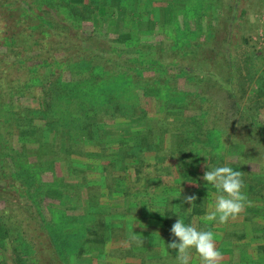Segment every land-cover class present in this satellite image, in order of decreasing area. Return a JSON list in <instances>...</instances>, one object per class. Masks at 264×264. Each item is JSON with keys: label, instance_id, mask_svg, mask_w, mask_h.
<instances>
[{"label": "trees", "instance_id": "obj_1", "mask_svg": "<svg viewBox=\"0 0 264 264\" xmlns=\"http://www.w3.org/2000/svg\"><path fill=\"white\" fill-rule=\"evenodd\" d=\"M76 1L0 0V264H176L180 218L264 261V52L242 0ZM105 16L130 19L116 45ZM219 166L250 201L227 224L205 219Z\"/></svg>", "mask_w": 264, "mask_h": 264}, {"label": "clouds", "instance_id": "obj_2", "mask_svg": "<svg viewBox=\"0 0 264 264\" xmlns=\"http://www.w3.org/2000/svg\"><path fill=\"white\" fill-rule=\"evenodd\" d=\"M202 178L217 190L214 203L205 217L207 221L227 224L250 206L244 191L245 182L241 171L230 166H219L206 171ZM195 200L194 196L185 198V201L193 206ZM171 232L179 239V243L173 240L167 245V248L178 249L176 264H191L193 249L200 264H223L224 256L217 246L216 234L213 231L201 230L194 223L186 225L180 218L173 224ZM132 239H135V236Z\"/></svg>", "mask_w": 264, "mask_h": 264}, {"label": "rangeland", "instance_id": "obj_3", "mask_svg": "<svg viewBox=\"0 0 264 264\" xmlns=\"http://www.w3.org/2000/svg\"><path fill=\"white\" fill-rule=\"evenodd\" d=\"M183 3H184L183 0H174L168 4H173L172 6H174V8L177 11H179L182 8V6H184ZM261 3H262L261 0H242L241 1V8L245 9L247 12H246L245 17L242 19V24L243 25L246 24V27H245V30H242L240 32V34L243 36L245 35V36H248L249 38H251V40H250L251 47L250 48H251V50H252V48H254L255 52L258 55H260V53L264 52V6L262 7ZM78 4H80V3H78ZM146 6H147V4H143V6H141V8L145 9ZM139 8H138V10H139ZM134 9H136V7ZM142 9H140V11H138L139 18H136V20H137V23H140L143 21V23L140 26L143 28H147L151 24L146 23L148 18L146 16L145 12L142 11ZM171 11H172L173 17H175L177 11H175V10H171ZM141 13H143L142 16H141ZM160 13H161V7L157 6L156 10L154 12V16L160 17L159 16ZM238 14H239V12H238ZM160 18H157V19H160ZM104 19H106L109 23L110 27L108 26V28H110V31H108V32H110V34L106 33V30H107L106 29L107 25H106L104 28L105 34L102 36V39H100V43L104 46L116 45V43H117V35L116 34L120 33V30H121L120 24L124 25L130 19L128 17L116 18L117 25H115L114 28H112V23H111V21H113L112 19H109L108 16H105ZM175 19L177 20L178 18L176 17ZM99 24L100 23L97 20H94L93 24L89 23L88 25H86V28H85L86 33H88L89 35H92L94 37V40H95V34L97 35L96 30L99 28ZM221 24H222V19H221ZM155 36L156 37H147L146 36L143 38L142 42L143 43L147 42V44H156L157 40H160V36H158V35H155ZM244 48L245 47L242 46L240 48V52H244Z\"/></svg>", "mask_w": 264, "mask_h": 264}, {"label": "crops", "instance_id": "obj_4", "mask_svg": "<svg viewBox=\"0 0 264 264\" xmlns=\"http://www.w3.org/2000/svg\"><path fill=\"white\" fill-rule=\"evenodd\" d=\"M223 264H245L243 263L241 258H235V259H224ZM249 264H264V261L261 258L258 259H251V262Z\"/></svg>", "mask_w": 264, "mask_h": 264}]
</instances>
